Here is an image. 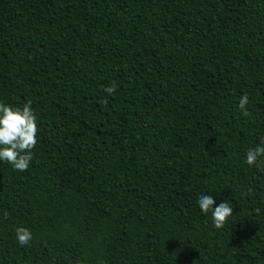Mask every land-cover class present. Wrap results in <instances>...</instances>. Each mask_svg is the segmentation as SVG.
<instances>
[{
	"label": "trees",
	"instance_id": "16d2710c",
	"mask_svg": "<svg viewBox=\"0 0 264 264\" xmlns=\"http://www.w3.org/2000/svg\"><path fill=\"white\" fill-rule=\"evenodd\" d=\"M28 101L0 264H264V0H0V102Z\"/></svg>",
	"mask_w": 264,
	"mask_h": 264
},
{
	"label": "clouds",
	"instance_id": "9594fccd",
	"mask_svg": "<svg viewBox=\"0 0 264 264\" xmlns=\"http://www.w3.org/2000/svg\"><path fill=\"white\" fill-rule=\"evenodd\" d=\"M116 85L104 89L108 94L116 91ZM249 97L244 95L239 102V108L245 117L250 116L246 110ZM107 103V101H105ZM28 101L22 107H13L0 102V161H5L13 166L14 170L26 171L33 159V149L37 144V117ZM264 139L260 145L249 149L246 154V162L249 166L264 165ZM264 170V169H262ZM251 192V189L249 190ZM212 195L203 194L198 199V205L202 213H211L214 227L221 229L225 226L228 218L233 214V207L228 201L215 206ZM7 215V213H5ZM16 238L21 245H27L33 239L32 232L25 227L16 228Z\"/></svg>",
	"mask_w": 264,
	"mask_h": 264
}]
</instances>
